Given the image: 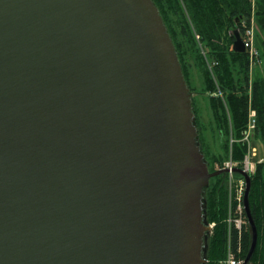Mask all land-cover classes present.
Here are the masks:
<instances>
[{"label": "water", "instance_id": "obj_1", "mask_svg": "<svg viewBox=\"0 0 264 264\" xmlns=\"http://www.w3.org/2000/svg\"><path fill=\"white\" fill-rule=\"evenodd\" d=\"M199 137L155 0H0V264H206Z\"/></svg>", "mask_w": 264, "mask_h": 264}, {"label": "trees", "instance_id": "obj_2", "mask_svg": "<svg viewBox=\"0 0 264 264\" xmlns=\"http://www.w3.org/2000/svg\"><path fill=\"white\" fill-rule=\"evenodd\" d=\"M165 19L179 52L185 76L194 91L189 77L186 55L196 59L202 67L207 93L216 125L222 130L223 153L212 154L206 159L211 171L230 157V134L241 138L250 117V59L247 52L234 50L235 29H243V21H249L255 12L259 25L256 43L262 62L255 67L252 102L257 109V128L254 140L261 145L262 160L252 174L250 207L258 228V243L249 264H264V0H155ZM204 49L205 52L202 51ZM195 105V101H194ZM196 108V107H195ZM196 110V109H195ZM197 123L199 124L198 113ZM247 144L233 143V158L243 160ZM206 153V152H205ZM207 155V154H206ZM211 158V159H209ZM224 175H218L215 184L205 189L207 221H215L207 243V263L221 264L231 244L239 256L246 258L251 242L252 229L246 223L240 230L228 221L230 191L223 184ZM211 179V181H212ZM207 191V192H206Z\"/></svg>", "mask_w": 264, "mask_h": 264}, {"label": "built area", "instance_id": "obj_3", "mask_svg": "<svg viewBox=\"0 0 264 264\" xmlns=\"http://www.w3.org/2000/svg\"><path fill=\"white\" fill-rule=\"evenodd\" d=\"M242 38L244 40L246 46V52L250 59V65L256 67L261 63V54L260 49L256 43L257 36V26L254 18L252 17L249 21L245 20L242 24ZM257 112L255 109L251 110L249 121L247 127L243 130V134L241 138L232 137L230 139L231 149H230V157L224 161L223 164H218L217 168H229L231 174L233 168L238 166L239 161L234 160L233 158V143L237 141H243L247 144V152L241 161V166L246 172L251 175L256 171L257 164L262 160L260 157L257 161L253 159V156L258 155V147L253 146L254 133L257 128ZM229 173V172H228ZM232 183H230V191L232 192L234 198L233 205L235 206V211L230 215L228 221L231 225H235L238 229H242L246 223V211H245V191H246V179L244 176H241L240 179L234 181L233 178ZM236 180V179H235ZM213 228L215 223L210 224ZM244 258L239 256V253L235 252L231 244L228 246L227 255L224 259L221 260V264H243Z\"/></svg>", "mask_w": 264, "mask_h": 264}, {"label": "rangeland", "instance_id": "obj_4", "mask_svg": "<svg viewBox=\"0 0 264 264\" xmlns=\"http://www.w3.org/2000/svg\"><path fill=\"white\" fill-rule=\"evenodd\" d=\"M253 18L255 20L257 29H259V25H258L257 20H256L255 12L253 14ZM202 51L205 52L204 49H202ZM186 61H187V64L189 66L190 82L196 90L195 98H194L195 107H196L195 109L197 110L198 118H199V124L201 125V129H202V131H201L202 136H201V138L199 137L200 144L203 148V151L206 152L205 155L207 154L206 155L207 157H211L212 154H221V153H223V137H224V134H222V130L218 127V125H216V121L214 118L212 105H211V99H210V95H209L210 93H207L206 89H204L206 87V82H205V77L203 74V69L197 63L196 59L193 57H190L189 55H186ZM261 62H262V59H261ZM254 69H255V67H254ZM254 69L250 65L249 78H250L251 88L249 91V97H250V110H249V112H251V110H253V109H255L257 112V109L252 105L253 104L252 92H253V82H254V75H255ZM260 71L262 73H264V66H262ZM232 137H234V136L232 135V131H231L230 139ZM253 146L258 147V150H259L258 155L253 156V159L255 161H257L262 156L261 145L256 140H253ZM223 154L226 155V153H223ZM209 159H211V158H209ZM235 167H241V166H239V164H238V166H235ZM228 172L220 174V175H224V177H223L224 179L222 181H223V184H227L228 187H230V183H232L231 177L233 178L234 181H237L238 179L241 178V176H243L241 173L236 172V171L231 174L230 169ZM215 182H216V178L212 179L210 184L214 185ZM229 191H230V188H229ZM232 196H233V194L230 191L228 218L235 211V206L233 205L234 198H232ZM212 223H216V222L213 221L209 224H212Z\"/></svg>", "mask_w": 264, "mask_h": 264}]
</instances>
